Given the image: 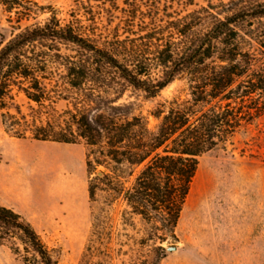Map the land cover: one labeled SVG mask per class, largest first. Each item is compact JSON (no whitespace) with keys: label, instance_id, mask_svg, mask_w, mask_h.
<instances>
[{"label":"trees","instance_id":"1","mask_svg":"<svg viewBox=\"0 0 264 264\" xmlns=\"http://www.w3.org/2000/svg\"><path fill=\"white\" fill-rule=\"evenodd\" d=\"M24 3L0 0L7 12L14 10L16 21L31 12ZM213 9L200 6L161 19L155 11H135L115 27L123 36L116 31L100 40L61 25L53 13L43 24L0 41L3 126L19 138L86 146V167L95 173L89 199L99 195L107 206L121 199L124 229L134 227L132 215L139 217L144 237L128 241L157 240V255L147 264H158L161 244L176 238L198 158L224 148L264 112V0H230ZM61 43L75 46V53L61 54ZM178 77L187 81V96L152 111L159 119L154 130L135 113L134 102L119 101L128 88L153 98ZM17 95L33 103L26 113ZM94 219L102 227L101 208ZM4 245L23 251L24 264H54L31 224L0 205ZM93 251L90 243L83 264Z\"/></svg>","mask_w":264,"mask_h":264},{"label":"rangeland","instance_id":"2","mask_svg":"<svg viewBox=\"0 0 264 264\" xmlns=\"http://www.w3.org/2000/svg\"><path fill=\"white\" fill-rule=\"evenodd\" d=\"M23 1V7L31 12L20 15L19 21L14 10L7 12L0 5L3 43L25 27L43 24L53 13L61 25L71 24L83 35L100 40L116 31L123 36V30L115 27L122 26L126 16L135 11L137 16L139 11H155L161 19L200 6H213L215 11L230 0ZM58 45L61 54L75 53L71 44ZM187 87L186 79L178 77L153 98L128 88L119 101L134 102L135 113L143 115L148 128L154 130L159 119L152 111L161 104L166 107L174 97L184 99ZM15 101L21 113L33 106L21 95ZM86 153L81 143L16 137L0 119V205L31 224L54 264H83L81 257L90 243L94 251L85 264H147L157 255V240L133 244L132 238L144 237V224L132 215L134 227L124 229L121 199L111 206L102 203L99 195L97 201L89 199L95 173L86 167ZM100 208L104 219L98 228L94 216ZM174 233L175 239L161 244L164 249L158 264H264V112L240 128L224 148L198 158ZM166 246L176 250L167 251ZM23 256V251L0 246V264H24Z\"/></svg>","mask_w":264,"mask_h":264},{"label":"water","instance_id":"3","mask_svg":"<svg viewBox=\"0 0 264 264\" xmlns=\"http://www.w3.org/2000/svg\"><path fill=\"white\" fill-rule=\"evenodd\" d=\"M101 171H96V175H98V176H101ZM167 251H172V250H176V247L175 246H166V248H165Z\"/></svg>","mask_w":264,"mask_h":264}]
</instances>
